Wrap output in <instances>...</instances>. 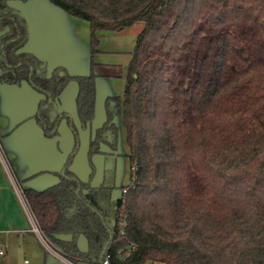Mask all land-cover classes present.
I'll return each instance as SVG.
<instances>
[{"label":"trees","instance_id":"trees-1","mask_svg":"<svg viewBox=\"0 0 264 264\" xmlns=\"http://www.w3.org/2000/svg\"><path fill=\"white\" fill-rule=\"evenodd\" d=\"M48 1L90 24L92 56L99 33L143 24L123 96L106 99L90 141L86 182L71 165L96 117V64L72 76L24 52L29 22L0 0V82L44 97L35 119L46 138L64 120L75 138L58 184L22 188L55 252L71 264L107 254L113 264H264V0ZM72 82L79 126L58 109ZM118 117L131 170L123 187ZM97 155L106 166L94 187Z\"/></svg>","mask_w":264,"mask_h":264},{"label":"crops","instance_id":"crops-1","mask_svg":"<svg viewBox=\"0 0 264 264\" xmlns=\"http://www.w3.org/2000/svg\"><path fill=\"white\" fill-rule=\"evenodd\" d=\"M9 4L23 13L30 25L29 41L23 51L34 54L39 59L46 61L51 70L58 67L66 68L64 62L65 58H69L70 51L66 41L74 30L71 27V24H74L75 21L72 20V16L55 7L48 0H10ZM95 64L97 78L103 76L100 73L101 70L110 72L108 74L106 72L105 75L118 76L116 65L111 66L113 64L102 63L101 61H95ZM68 68L72 70L71 66H68ZM70 74L72 76L89 75L85 72L75 71H71ZM77 93V83H70L59 98L58 109L67 113L79 126L75 103ZM109 97L120 96H108L107 98ZM43 98L27 83L14 86L0 82V242L6 250L5 256L0 257V264H10L8 263L9 251L15 246L19 247L18 249L21 251H25L26 248L35 247L31 240L41 241L39 235L33 229V224L29 226L27 218L23 214L22 198L17 186L19 184L18 180L25 182L27 185L26 188L24 187L25 189L37 191L58 184L60 179L57 174L62 172L71 150L69 144L72 131L70 132L71 129L69 130L68 123L66 125L62 121L59 127V136L52 139L46 138L38 125L35 115ZM96 111L98 112V95ZM103 117L98 122L95 117L93 123L81 134L82 142H87L88 148L94 132L105 122L106 115ZM116 122L120 129L121 118L118 117ZM103 151L105 153L109 152L105 147ZM117 155V184L120 186L119 168L122 155L119 150ZM94 163L96 174L92 185L96 187L103 181L106 166L105 155L95 156ZM77 166L78 162L71 167L72 171L83 181H89L87 178L90 177L91 169L88 168L89 172L82 174L76 169ZM41 180L43 182H40ZM36 184H43L45 187L40 189ZM41 243L43 244L42 241ZM46 254L48 255V259H46L48 264H71L52 251H48V249ZM30 264L32 263L30 262Z\"/></svg>","mask_w":264,"mask_h":264},{"label":"rangeland","instance_id":"rangeland-1","mask_svg":"<svg viewBox=\"0 0 264 264\" xmlns=\"http://www.w3.org/2000/svg\"><path fill=\"white\" fill-rule=\"evenodd\" d=\"M74 21V24H71L73 27V31L71 32L70 37L66 41V44L69 45V58H65V67L68 72H85L86 74H90L91 72V63L92 61H101L102 63H110L113 64L111 66H115L118 70V76H108L105 75L106 72L102 71L103 76L97 78V89H98V112L96 111V120L98 122L99 119L104 118V103L105 99L108 96H123L126 77L128 71V65L132 58V52L136 46V39L138 33L143 29V24H137L131 28L125 29L121 33H112L109 31H104L99 33L98 39V50L94 56L91 54V29L90 25L87 21L82 19L71 17ZM68 66H71L70 70ZM110 66V67H111ZM96 68V67H95ZM112 68V67H111ZM109 68V69H111ZM104 70V69H103ZM97 71V69H96ZM110 72H107V74ZM65 124L67 123L66 121ZM67 125V124H66ZM71 128L69 127V130ZM71 132V130H70ZM84 131L80 130V146L79 152L75 157L71 167L75 163L78 162L77 170L79 173L85 174V172H89V162L87 155V142H82V133ZM70 147L71 150L68 154L67 159L72 154L75 146V138L73 132L70 133ZM119 152L121 153V161L119 168V187H123V185L130 184V165L128 161V157L126 156L129 153V147L127 145V133L125 128L120 125V139H119ZM83 161V163H81ZM66 163V162H65ZM89 180V178H87ZM19 182V180H18ZM21 182V183H20ZM19 187L26 188L27 185L25 182L20 181ZM40 182H43L41 180ZM37 187L43 189L45 187L43 184H36ZM23 191V190H22ZM22 198V197H21ZM21 207L23 210V214L27 218V223L32 225V219L29 215V209L27 208L25 201L21 200ZM34 244V248H26L25 251H21L16 246L15 248L9 251V260L10 264H23L25 259H28L32 264H48L46 259H48V255L46 254V248L41 243V241L31 240ZM37 244V245H36ZM49 251V250H48ZM36 255V256H35ZM34 258V259H33ZM37 261V262H36ZM147 264H159V263H147Z\"/></svg>","mask_w":264,"mask_h":264},{"label":"built area","instance_id":"built-area-1","mask_svg":"<svg viewBox=\"0 0 264 264\" xmlns=\"http://www.w3.org/2000/svg\"><path fill=\"white\" fill-rule=\"evenodd\" d=\"M17 186H18V189H19V194H20V196L22 197V199L25 201V204H26V206H27V208H28V205H27L26 200H25V198H24L23 191L21 190V187H19V184H17ZM123 191H124V193H126V190H123ZM28 209H29V208H28ZM28 211H29V214H30L31 219H32V224H33V229H34V231L39 235V237H40L41 241L43 242V244L45 245V247H46L48 250L52 251L53 253L57 254V253L55 252V250H54L53 245L47 240V238L45 237V235L42 233L40 227L38 226V223H37L36 219L33 217V215L31 214L30 210H28ZM132 249H134V247H132ZM5 253H6L5 247H4V245L0 242V257H4V256H5ZM57 255H58V254H57ZM58 256H59V255H58ZM24 264H30V262H29L28 260H25V261H24ZM103 264H113V263L111 262L110 255H108V254L106 255V257H105V259H104V261H103Z\"/></svg>","mask_w":264,"mask_h":264},{"label":"water","instance_id":"water-1","mask_svg":"<svg viewBox=\"0 0 264 264\" xmlns=\"http://www.w3.org/2000/svg\"><path fill=\"white\" fill-rule=\"evenodd\" d=\"M103 261H104V260L102 259V260L99 262V264H103Z\"/></svg>","mask_w":264,"mask_h":264}]
</instances>
